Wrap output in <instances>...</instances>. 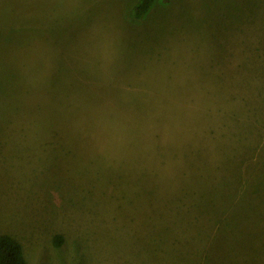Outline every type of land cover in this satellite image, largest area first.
Instances as JSON below:
<instances>
[{
  "label": "rangeland",
  "instance_id": "1",
  "mask_svg": "<svg viewBox=\"0 0 264 264\" xmlns=\"http://www.w3.org/2000/svg\"><path fill=\"white\" fill-rule=\"evenodd\" d=\"M134 1L0 0V233L28 264H264V0Z\"/></svg>",
  "mask_w": 264,
  "mask_h": 264
},
{
  "label": "trees",
  "instance_id": "2",
  "mask_svg": "<svg viewBox=\"0 0 264 264\" xmlns=\"http://www.w3.org/2000/svg\"><path fill=\"white\" fill-rule=\"evenodd\" d=\"M155 0H135L131 7V17L142 19L150 10ZM167 0H163L165 2ZM63 235L56 233L52 237L55 246H60ZM0 264H28L21 243L8 233H0Z\"/></svg>",
  "mask_w": 264,
  "mask_h": 264
}]
</instances>
